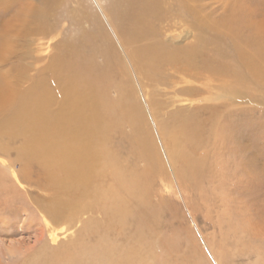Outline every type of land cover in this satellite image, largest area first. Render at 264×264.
I'll return each mask as SVG.
<instances>
[{
    "label": "rangeland",
    "instance_id": "374dc122",
    "mask_svg": "<svg viewBox=\"0 0 264 264\" xmlns=\"http://www.w3.org/2000/svg\"><path fill=\"white\" fill-rule=\"evenodd\" d=\"M137 1L0 0V87L9 102L0 103V118L12 116L22 95L39 78L53 76L51 64L68 52L72 58L77 52L91 56L97 70L110 61L115 76L104 102L118 100L120 85L126 84L144 115L141 137L127 115L116 112L107 122L104 145L98 143L100 154H113L121 172L138 175L137 200L126 190L118 195L123 214L94 211L91 191L74 212L87 209L70 219L55 221L35 211L34 196L45 202L64 193L48 182L25 181L27 175L31 180L43 175L35 159L25 166L22 129L0 131V175L14 185L6 192L7 211L0 214V264H264L263 238L250 245L230 218L238 203L264 219V74L263 84L255 85L250 70L236 62L234 37L208 24L229 9L245 23L264 20V0H155L163 20L145 15L155 31L124 40L121 31L132 24L128 14ZM114 5L125 8L116 19ZM156 43L185 49L182 62L163 58L152 66L140 61L137 54ZM174 115L193 116L204 127L200 150L193 151L206 160L199 178L183 174L170 154L163 125L168 127ZM110 169L106 163L104 182L113 187Z\"/></svg>",
    "mask_w": 264,
    "mask_h": 264
},
{
    "label": "bare ground",
    "instance_id": "6f19581e",
    "mask_svg": "<svg viewBox=\"0 0 264 264\" xmlns=\"http://www.w3.org/2000/svg\"><path fill=\"white\" fill-rule=\"evenodd\" d=\"M130 1L133 4L137 0ZM133 6V11L128 14L132 19V24L129 23L127 29L121 31L122 35L125 34L123 36L124 40L127 39L125 36L128 38L140 37L152 34L155 31L153 26L148 24V20H146L145 15L148 12L154 15L155 21L160 22L163 20V11L160 10V5L155 0H138L136 5ZM182 7L179 5L178 14H181ZM111 11L112 17L116 19L125 13V8L120 9L117 5H114L111 7ZM233 14L232 10L229 9L218 20L215 19V21H210L211 23L208 24L216 32L234 37V42L237 43V53L239 54L236 59L237 64L239 67L249 69L254 76L255 85L261 86L264 74V20L259 18V20L249 19L245 23V20H243L245 18L240 16L241 14L235 15V17ZM253 35L257 38L254 39ZM112 45L113 41L108 39L106 48L110 57L113 54ZM183 51L185 52V49H176V47L169 49L166 45L156 43L145 49L143 48L139 55L136 54L140 56V61L145 60V63L148 62L154 66L163 58H178L177 62H182ZM166 53L169 54L165 55ZM185 57L190 59L187 62H193L190 54ZM134 60L136 61V59ZM56 62L61 63L59 65ZM51 65H53V76L39 78V82L30 91L22 95L18 105L13 110V115L0 118V131L8 128L22 129L20 133L22 142L19 149L20 155L25 157L27 161L25 166L28 161L35 159L39 171L38 175H43V178L37 177L32 180L27 175L24 178L25 181L36 186L46 185L48 182L52 187H60L64 193V197L51 199L50 201L46 200L43 201L44 203L41 202V198L34 196L33 199L37 203L34 206L37 209H34L35 211H42L45 216H48L47 219L50 218L56 221L57 219L66 218L67 220V218L70 219L73 215L75 216L79 210L87 209L82 207V209L80 208L77 212H74L76 211L77 202H80L83 194L85 195L91 191L94 192V194L90 193L95 196L97 201L92 208L95 209L94 211H107L108 213V211L114 210L123 214L125 213L124 203L118 199V195L122 190H126L137 200L140 192L138 175L121 172V169L115 165L116 159L113 154L107 150H103L100 154L99 149L101 147L98 143L101 142L104 145L106 140L105 131L106 129L108 131L110 126H107V122L109 119L112 120L116 112L125 113L127 119L133 124V131L141 137L144 130L142 125L144 115L141 106L131 99V90L128 91L129 88L126 84L120 85L121 97L118 100L110 103L104 102L108 84L112 82L113 75L115 76L110 61L108 68L105 66L97 70L91 56L85 58L82 56L81 58V55L77 52L72 58L68 52L62 60L57 58ZM57 66L59 68L54 69ZM152 74L154 73L152 72ZM1 102H8L2 87H0ZM189 116L178 118L174 115L175 119H171L168 127L163 125V134L170 146L171 156L180 162V171L193 179L199 178L201 174L203 175V167L206 163L204 161L206 160L204 156L198 157L195 154V149L199 148L200 150L201 147V127L198 124L200 120L197 121L192 118L193 116ZM106 163L113 168V170L110 169L111 177H113V187L104 182L105 176L103 173ZM2 175H0V203L3 205H0V214L7 211V204L11 200L9 201L6 192H10L14 186H9L6 180L1 177ZM241 207L237 203L234 212L231 213L233 217H230L231 221H234L232 226L234 228L239 227V231L241 229L242 232L246 233L250 238V245L255 244L254 238L256 237H261L264 240V219L261 218L262 216L250 215L247 212L248 210L245 209V212ZM241 212L247 214L246 217L240 214ZM32 216L34 217V215ZM239 220H241V224ZM2 221L4 222V220ZM38 263V260L33 261V264Z\"/></svg>",
    "mask_w": 264,
    "mask_h": 264
}]
</instances>
